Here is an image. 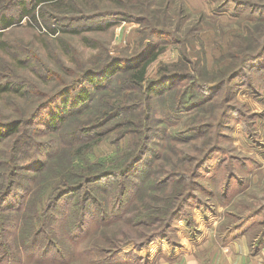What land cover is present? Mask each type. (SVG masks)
<instances>
[{
	"label": "rangeland",
	"instance_id": "374dc122",
	"mask_svg": "<svg viewBox=\"0 0 264 264\" xmlns=\"http://www.w3.org/2000/svg\"><path fill=\"white\" fill-rule=\"evenodd\" d=\"M133 2L137 5L135 11L142 10L140 14H144L146 8L153 15H144L143 21H138V16L119 18L105 30L98 29L96 24L76 21L81 31L70 33L60 25L68 21L60 18L124 6L115 0H65L58 6L42 3L47 6V21L39 23L44 29L25 19L5 30L12 49L22 45L19 52L24 56L36 55L37 59L20 65L11 56L1 59L0 54L4 73L7 65L11 73L33 85L31 95L25 91L28 98L0 92L4 120L20 116L22 110L32 107L33 98L39 99L42 92L51 91L56 82L62 85L71 78L70 74L80 73L84 65L92 67L107 54L117 57L124 52H138L143 44L152 41L143 33L150 27L148 24L164 28L167 33L156 42L157 57L146 69V80L166 75L173 81L163 96L154 97L150 103L147 88L137 90L115 78L107 89L96 91L99 96L80 108L81 112L69 115L59 132L45 131L36 122L34 128L39 130L25 127L21 139L13 137L0 146V192L7 187L4 180L18 166L37 156L46 166L39 176L35 170L19 173L26 178L20 181L19 191L25 194L33 188V194H37L35 198L27 195L14 206L17 209L10 208L0 215V227L6 232L5 237H0V250L8 249L12 258L10 262L0 260V264H149L151 255L158 252L173 256L183 253L180 248L184 246L190 248L203 242L223 244L243 236L256 244L264 240V0ZM56 19L59 24L54 22ZM52 25L59 31L50 30L48 26ZM241 69L240 77L228 78L229 73ZM227 78L228 83L220 90H197L199 83L213 86ZM124 98H129L124 121L140 120L147 124L151 116L155 130L149 153L123 187L119 184L121 179L106 178L85 185L82 193L107 188L115 200L126 189L125 210L120 218L100 225L88 217L86 229L75 239L78 229L67 227V222L71 211L78 210L74 204L81 195L73 193L57 204L53 216L58 221L48 228L43 212L57 188L76 181L79 173L97 163L104 168L119 163L133 149L132 132L138 127L117 125L119 122L105 126L101 135L98 131L88 135L89 141L82 138L72 144L80 126L99 123L108 102L113 104ZM39 145L44 148L42 154L34 152ZM216 145L208 162L195 171L197 161ZM65 174L69 177L64 178ZM191 174H195L192 182ZM31 176L38 177L30 179ZM167 179V184L161 183ZM191 189L193 196L181 218L171 225L168 237L140 247L154 233L160 216L156 212L167 203V197H171L174 208ZM131 208L132 214L147 210V216L133 219L132 215L129 217ZM34 236L39 246L31 253L25 247ZM58 241L65 243L63 248ZM117 247L122 248L121 252L110 257L107 249ZM55 249L61 250V256L54 254ZM165 255L159 258L167 259Z\"/></svg>",
	"mask_w": 264,
	"mask_h": 264
},
{
	"label": "trees",
	"instance_id": "16d2710c",
	"mask_svg": "<svg viewBox=\"0 0 264 264\" xmlns=\"http://www.w3.org/2000/svg\"><path fill=\"white\" fill-rule=\"evenodd\" d=\"M64 1L65 0H0L1 59H7L11 56L20 65H24L25 61L27 60L29 62L35 61L37 59L36 55L24 56L18 51L19 49L23 48L22 45L15 46V49L11 48L10 39L8 38V33L5 30L13 26L15 23H20L25 19H29L31 24L34 23L36 25H40L39 23L41 20L47 21V6H45V4L49 3L51 6H58ZM115 1L120 3L121 6H124V8L104 11L99 10L97 13L83 14L75 17H62L60 20L64 21L66 19L68 23L60 25L65 31L70 33H79L81 28H79L80 25L75 24L76 21H81L85 24L88 23V25L96 24L98 25L96 26L98 29L105 30L116 23L117 19L119 18L122 20H128L138 16V21H143L145 19L144 15L146 17L153 15L152 12L146 8L144 14H140L142 10L135 11L134 8H137V5L136 2H133V0ZM75 9H77V7ZM71 14L73 13H70V15ZM16 16L18 17L17 19ZM54 22H58L59 24L57 19L54 20ZM53 25L48 26V28L54 32L59 31L53 27ZM148 25L150 27H147L145 29L146 31L143 30V33L145 37L151 38L152 41L145 45L143 44L142 48L138 52L132 53L131 55L124 54V52L121 56L117 57H111L107 54L105 57H103L104 59L101 58L97 60L96 64H93L92 67H89L88 65L87 67L89 68H87L84 65L85 68H83L80 73L74 72L75 75L70 74L71 78L66 80V82L62 85H60L59 82H56V86L51 91L48 93L42 92V96L39 99L36 97L33 98L32 107L30 106L28 109L22 110V114L20 116H14L15 119L4 120L1 118L2 113L0 112V146L13 137H19L21 130L25 127H30L33 130L38 129L34 128L36 122L43 125V127L46 128L45 131L59 132L61 127H63L67 122L69 115L81 112L79 111L80 108L85 107L87 102L89 103L99 96H96V91L107 89L112 80L115 78L116 81L118 80V82L120 81L122 84L127 83L133 85L134 89L137 90L147 88L149 92L148 101L150 103L154 97L163 96L171 88L170 84L173 79L169 80V76L162 75L154 80H146V69L149 63L157 57V40L165 36L167 30L165 29V31L164 28L161 29L157 27H151L153 26L152 24ZM40 27L44 29L42 25H40ZM85 38L86 40L91 41L89 37L85 36ZM13 53L16 54L13 56ZM3 66L4 65L0 66V92L6 94H17L19 96L28 98V96L25 95V91H31L33 85L31 83H24L23 79L25 78L15 73H11L7 65V73H4L2 71ZM242 71L243 69L236 72L233 71L231 74L229 73L228 78L230 77L231 80L238 78L242 75ZM183 77L185 78L186 76ZM228 78L224 81L222 80L218 82L213 86L199 83L197 90L200 91L203 89L205 92L220 90L228 83ZM29 93L30 95L32 94L31 92ZM128 101L129 98H124L123 100L115 101L113 104L108 102V107L102 111L104 115L101 121L99 123L80 126L78 129L79 135L77 134L75 139L72 138V144L74 145L83 139L89 141L90 138L88 135L96 133L95 131H98L97 133L101 135L105 126L112 122H119L117 125L128 124L136 128L138 127L137 130L135 129L133 130L134 132H132L135 133V136H133V149L131 148L130 151L123 158H121L119 163L108 168H104V165L101 166L97 163L85 172L79 173L77 175L76 181L67 182L64 184V186L57 188L52 194L45 212H43L45 224L48 228L51 229V225L58 221L57 218L53 216L57 204H59V202H61L62 199L66 197V195H71L73 193H79L81 195L76 199L74 204V207H78V210L73 209L71 211L70 220L67 222V227H71L73 229L75 227L78 229L76 235L74 236L75 239H77L86 229L88 217H93L92 219L97 221L98 225L104 224L106 222H112L109 220L117 219L116 217L120 218V213L125 210L124 204L128 201V197H126L128 192L126 189L115 200L111 199V195L107 191V188L96 189L93 193L88 191L86 194H83L82 191L85 185L87 186L92 185L93 183H99L106 178L121 179L119 184L123 187L125 181H127L128 184L130 177L136 173V167L143 160V157L149 153L148 151L151 139L153 137V130H155V127H153V121H151V116L148 118L147 124L140 120L138 122L124 121L127 115L126 113H128L129 110ZM224 115H226V113L223 114V117ZM222 121H224V118L221 119L220 123H222ZM220 123L218 124L219 127L221 126ZM19 139H21V137H19L17 140ZM216 147L217 145L211 147L209 150H207L205 155L199 161H197L194 169L195 171L196 169L203 167L208 162L207 160L210 157L211 152L216 151ZM43 151L44 148L40 145L34 150V152L39 154H42ZM48 155L51 156L52 154L48 152ZM45 165H47L46 162ZM43 167V159L37 156L30 163L18 166L16 172L11 176L9 175L4 180V182L7 181V187L3 192H0V215H3V213L9 211L10 208H14V206L17 207L19 200L25 199L27 195H35L34 198L36 197L37 193L33 194V192H35L33 188L29 190L30 192L28 191L25 194H22L19 191V188L21 187L20 181L26 179L20 176L21 174L19 173L21 172L23 174L24 171L35 170L39 172V176L46 170V166L44 168ZM194 175L195 174H191L189 177L191 182L194 181L192 180ZM38 176H31L30 179H36ZM68 177L69 175H64V178ZM168 182L169 179L161 183L167 184ZM192 196L193 190L191 189V191L186 194L183 202H179L178 206H175L174 208H172L171 197H167V203L156 212L160 216L156 219V223L154 224L156 227L154 233L149 238H147L145 242L140 244V247H143L144 245L156 239L167 238L168 230L171 228V225L175 220L181 218V213H183L186 203L191 200ZM143 197L144 196H141L139 199L142 200ZM8 201H11L9 206H5ZM88 203L91 204L87 205ZM146 211L147 210H140L132 214L133 208H131L129 217L132 215L133 219L145 218L147 216ZM150 212H152V210ZM2 220L5 221L4 216H2ZM5 234L6 232L4 228L0 227V237H5ZM23 234L24 229L21 230V236ZM36 237L37 236H34L32 239ZM58 242L63 248L65 243L61 241ZM263 243L264 240L262 239L258 241L257 244H252L255 245V247H258ZM5 244L6 243L2 244L1 247H4ZM50 245L55 247L54 243H51ZM38 246V241L36 242L34 239L33 242H29L25 248L28 252L32 253L35 252ZM121 249L122 248L120 247H117L113 250L107 249V252L109 253L110 257L114 258V256L121 252ZM53 252L56 256H61V250L59 251L55 249ZM6 259H8L9 262L12 261L11 253L8 249H1L0 260L4 261Z\"/></svg>",
	"mask_w": 264,
	"mask_h": 264
},
{
	"label": "crops",
	"instance_id": "0c3cea01",
	"mask_svg": "<svg viewBox=\"0 0 264 264\" xmlns=\"http://www.w3.org/2000/svg\"><path fill=\"white\" fill-rule=\"evenodd\" d=\"M185 247L180 248L183 253L176 252L173 256L164 252L151 255L149 264H264V243L255 247L245 236L223 244L203 242ZM164 255L167 259L159 258Z\"/></svg>",
	"mask_w": 264,
	"mask_h": 264
}]
</instances>
